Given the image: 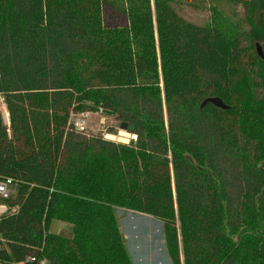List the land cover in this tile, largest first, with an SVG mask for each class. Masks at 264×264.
<instances>
[{
  "label": "trees",
  "instance_id": "trees-1",
  "mask_svg": "<svg viewBox=\"0 0 264 264\" xmlns=\"http://www.w3.org/2000/svg\"><path fill=\"white\" fill-rule=\"evenodd\" d=\"M0 97V264H131L116 209L168 264H264V0H0ZM98 108L134 140L66 127Z\"/></svg>",
  "mask_w": 264,
  "mask_h": 264
},
{
  "label": "rangeland",
  "instance_id": "rangeland-1",
  "mask_svg": "<svg viewBox=\"0 0 264 264\" xmlns=\"http://www.w3.org/2000/svg\"><path fill=\"white\" fill-rule=\"evenodd\" d=\"M235 8L236 10H240L239 5ZM182 13L185 15V18L189 20L201 21L203 19L202 16H205L203 11L188 5L182 6ZM200 18L202 19L198 20ZM242 25L245 29L246 24L242 22ZM247 46L248 44L245 40L240 42V47L247 48ZM252 51L253 48L249 47L248 52L251 53ZM3 121H5L7 125V112L4 115ZM118 123L119 120L115 116L104 115L102 113L94 114L93 112H90L85 123L86 127L84 131L79 134L84 135L85 137L101 135L103 139H106L105 137L110 135L114 136L113 139H108L110 141L129 144V142H132L133 138H135L134 134L128 133L129 136L125 137V142L118 141L117 137L120 132L118 129ZM230 184V192L234 197L238 184L235 180H231ZM115 215L118 219L119 230L125 240V246L131 264H168V258L162 241L161 222L149 215L124 209H116ZM48 229L51 232L64 237H71L72 235L71 226L68 223L58 220H52Z\"/></svg>",
  "mask_w": 264,
  "mask_h": 264
},
{
  "label": "built area",
  "instance_id": "built-area-1",
  "mask_svg": "<svg viewBox=\"0 0 264 264\" xmlns=\"http://www.w3.org/2000/svg\"><path fill=\"white\" fill-rule=\"evenodd\" d=\"M0 113L2 114L1 116L4 118V115L6 114V108L1 97H0ZM93 113L94 114L102 113L101 108H98V110H96ZM89 115H90V111L74 113V114L70 113L66 123V127L69 130H72L77 133H81L82 131H84L86 127L85 123ZM3 122L4 124H6L5 121ZM15 188H16V182L12 178L7 176L4 177L0 176V217L6 213L14 211L15 208L14 207L9 208L4 201L7 200L11 194L14 193ZM25 261L34 262L35 264H45L44 259L38 260L35 256L32 255L26 256ZM14 264H19V263H14ZM20 264H22V262Z\"/></svg>",
  "mask_w": 264,
  "mask_h": 264
},
{
  "label": "water",
  "instance_id": "water-1",
  "mask_svg": "<svg viewBox=\"0 0 264 264\" xmlns=\"http://www.w3.org/2000/svg\"><path fill=\"white\" fill-rule=\"evenodd\" d=\"M207 100L213 102L214 104H221L220 101L218 99H216V98H209ZM118 129L119 130H123V131H125L127 133H133L134 129H135V126L132 123H127L125 121H120L118 123Z\"/></svg>",
  "mask_w": 264,
  "mask_h": 264
},
{
  "label": "bare ground",
  "instance_id": "bare-ground-1",
  "mask_svg": "<svg viewBox=\"0 0 264 264\" xmlns=\"http://www.w3.org/2000/svg\"><path fill=\"white\" fill-rule=\"evenodd\" d=\"M128 136H129V134L127 132L120 130L117 139H118V141L125 142L126 141L125 137H128ZM113 138H114V136H110V135L106 137V139H113ZM133 140H134V138H133Z\"/></svg>",
  "mask_w": 264,
  "mask_h": 264
},
{
  "label": "crops",
  "instance_id": "crops-1",
  "mask_svg": "<svg viewBox=\"0 0 264 264\" xmlns=\"http://www.w3.org/2000/svg\"><path fill=\"white\" fill-rule=\"evenodd\" d=\"M51 223V222H50ZM50 231V230H49Z\"/></svg>",
  "mask_w": 264,
  "mask_h": 264
}]
</instances>
